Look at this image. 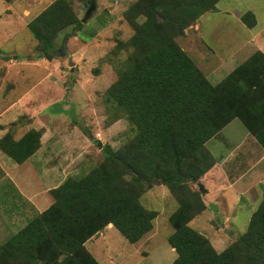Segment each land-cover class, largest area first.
<instances>
[{"label":"trees","instance_id":"16d2710c","mask_svg":"<svg viewBox=\"0 0 264 264\" xmlns=\"http://www.w3.org/2000/svg\"><path fill=\"white\" fill-rule=\"evenodd\" d=\"M218 1L135 0L125 10L133 34L116 47L128 53L106 93L135 134L118 149L104 143L98 164L52 188L49 207L0 242V264H99L86 240L109 223L128 242L149 232L157 212L140 198L159 179L178 204L169 218L172 264H264V195L246 231L220 252L189 225L205 207L194 183L214 164L206 141L237 118L264 147V52L256 50L212 84L175 39ZM240 19L249 28L256 24L251 11ZM80 25L70 0H54L27 24L45 57L63 29ZM42 132L30 128L15 139L8 130L0 149L21 163L39 147Z\"/></svg>","mask_w":264,"mask_h":264},{"label":"rangeland","instance_id":"374dc122","mask_svg":"<svg viewBox=\"0 0 264 264\" xmlns=\"http://www.w3.org/2000/svg\"><path fill=\"white\" fill-rule=\"evenodd\" d=\"M31 1H19L16 7L20 13ZM94 1L96 9L82 22L87 3L70 0L81 25L77 29L71 26L63 29L52 42V55L49 57H45L40 44L21 22L12 28L0 26V111L16 102L15 107L6 110L1 119L7 120L12 115H17L18 121L31 117L33 122L28 127L38 128L41 125L34 121L37 116L33 118L32 113L37 115L43 112L44 118L39 116L41 123L52 127L61 142L70 138V174L77 177L83 176L103 159L104 143L118 149L136 131L121 116V112L115 113V103L106 93L109 85L117 79V69L128 53V50H118L116 47L133 34L124 12L135 0ZM48 3L49 0H43L27 21H31L36 11ZM3 4V0H0V10ZM246 11L253 12L256 17V24L252 28L246 27L240 19ZM64 38L70 59L66 54H61ZM175 39L208 80L216 84L253 52H264V0H219L215 11L203 13ZM248 39L251 45H247ZM261 42L262 46H258ZM1 60H5V63ZM219 136L212 142L218 144ZM74 142L82 146L76 149ZM99 142L101 146H98ZM75 150H80L82 154ZM220 150L223 151L224 147ZM161 180L155 181L140 198L145 208L157 212L153 220V238L148 246L144 241L134 245L150 251L147 257L133 253L130 260L140 261V264H171L168 237L172 233V226L169 218L178 204L167 184ZM247 202L241 201L235 207L238 221L227 224L225 228L217 219L211 221L213 225L206 224L204 212L215 207L208 202V209L195 215L189 225L206 236L214 249L220 252L246 231L249 222ZM217 215L220 217V211ZM116 232L115 244L133 246ZM157 255H163L164 260L158 262ZM238 259L241 263L242 258Z\"/></svg>","mask_w":264,"mask_h":264},{"label":"crops","instance_id":"0c3cea01","mask_svg":"<svg viewBox=\"0 0 264 264\" xmlns=\"http://www.w3.org/2000/svg\"><path fill=\"white\" fill-rule=\"evenodd\" d=\"M19 1L7 2L3 0L4 4L0 10V26L4 29L12 28L19 22L28 28L27 24L30 20L27 21V18L43 0H32L29 6L22 8V13L16 7ZM53 1L49 0L47 5L38 9L32 19ZM252 36L255 37V35ZM247 43V45L252 44L249 39ZM258 46H262V42ZM43 54L45 53L43 52ZM9 60H14V58ZM1 61L5 63V60ZM15 103H11L3 111H0V138L8 130H11L14 138L18 139L28 129L33 128L28 127L33 122L31 117L22 118L20 121H17V115H12L7 120L1 119L6 110H12L15 107ZM40 115L44 118L43 112H39L37 115L32 113L33 118L37 116L34 121L41 125L35 129L41 128L43 132L40 136V145L31 156L25 161L17 163L0 149L3 153H0V242L7 240L25 226L29 220L48 208L52 202L50 190L60 185L71 175L70 138L61 142L52 127L40 122ZM218 135H220L219 143L215 144L212 141ZM205 145L214 158V164L194 183V187L200 191L205 206L201 213L208 209L207 202L215 206L204 212L206 224L213 225L211 221L217 219L223 224L222 228H225L227 224L232 225L233 221H238L239 215L234 213V209L241 201H248L247 220L249 221L251 214L258 207V202L264 195V147L237 118L228 122L215 136L208 139ZM73 146L77 149L82 145L74 142ZM222 146L224 147L223 151L220 150ZM75 151L82 154L80 150ZM157 185L159 184L155 186ZM217 210L220 211V217L217 215ZM152 229L153 221L151 230L140 240L136 242L126 240L130 245H133L128 247L124 243L122 245L115 244L114 240L118 235L116 232L118 230L109 223L101 231L87 239L85 246L99 264L129 263L134 252L145 255V257L149 255V249L134 245H140L137 243L144 241L145 246H148L149 240L153 238ZM168 252L172 255V259L169 256V261L172 264L177 253L171 245ZM157 256L159 257L158 262L164 260L163 255ZM140 263L137 260H130L129 264Z\"/></svg>","mask_w":264,"mask_h":264},{"label":"water","instance_id":"95a60500","mask_svg":"<svg viewBox=\"0 0 264 264\" xmlns=\"http://www.w3.org/2000/svg\"><path fill=\"white\" fill-rule=\"evenodd\" d=\"M95 9H96V2L94 0H91L90 3H89L88 8L85 11V14H84L83 18H82V22H85L90 17V15L92 14V12ZM61 51H62L61 54H66L68 56V58L70 59V55L71 54L66 49V39L65 38L63 39V46H62ZM101 145H102V143L99 142L98 146H101Z\"/></svg>","mask_w":264,"mask_h":264},{"label":"flooded vegetation","instance_id":"af4514ba","mask_svg":"<svg viewBox=\"0 0 264 264\" xmlns=\"http://www.w3.org/2000/svg\"><path fill=\"white\" fill-rule=\"evenodd\" d=\"M83 1L87 3V7H88L91 0H83Z\"/></svg>","mask_w":264,"mask_h":264}]
</instances>
